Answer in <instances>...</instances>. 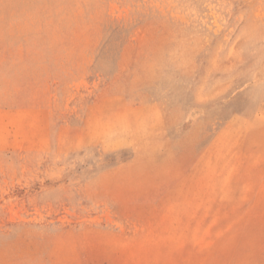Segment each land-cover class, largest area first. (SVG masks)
<instances>
[{"label":"rangeland","instance_id":"rangeland-1","mask_svg":"<svg viewBox=\"0 0 264 264\" xmlns=\"http://www.w3.org/2000/svg\"><path fill=\"white\" fill-rule=\"evenodd\" d=\"M0 264H264V0H0Z\"/></svg>","mask_w":264,"mask_h":264}]
</instances>
